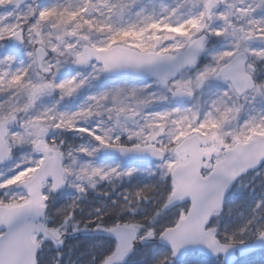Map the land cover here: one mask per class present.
I'll return each instance as SVG.
<instances>
[{
    "label": "snow or ice",
    "instance_id": "1",
    "mask_svg": "<svg viewBox=\"0 0 264 264\" xmlns=\"http://www.w3.org/2000/svg\"><path fill=\"white\" fill-rule=\"evenodd\" d=\"M138 4L139 0H78L74 6H29L19 22H0V64L10 66L16 60L15 53L6 51L9 43L19 45L25 58L16 71L0 73V92L23 91L29 101L24 108L0 114V163L13 159L28 138L31 147L29 160H15L7 175L0 176V189H23L17 199L0 200V233H4L0 264H16V246L30 228L24 222L45 208L48 196L42 189L48 178L63 182L68 171L62 166L63 147L50 129H72L74 121L92 116L93 107L101 102L115 112L117 123L121 117L139 116L142 124L138 130L123 128L125 136L111 138L112 129L103 135L99 129L77 130L121 156L148 155L159 162L154 175L160 177L163 190L152 209L158 217L150 230L152 238L173 234V254L183 244H202L215 254L233 242L226 233L225 242L220 240V216L237 175L264 170V120L231 133L224 128L239 111L229 106L232 97L264 88V81L256 77V64L247 58L250 54L257 62L264 61V48L242 44L253 38L264 40V26L253 24L255 31L227 33L229 14L220 10L219 0H178L159 14L144 7L133 14ZM186 4L191 6L188 12L183 11ZM213 16L218 23L210 26L207 21ZM46 25L56 33L44 31ZM228 36L234 37L233 42L210 50L209 44ZM65 64L71 66V74L60 78ZM33 65L45 73L38 81L30 76ZM85 68L92 71L85 75ZM129 77L131 83L115 82ZM89 79L112 82L88 97L93 104L72 113L45 109L27 119L18 115L45 95L72 97ZM213 87L211 99L202 103L206 90ZM99 172L93 169L90 175ZM134 173L128 169L125 174ZM258 206H264V200ZM112 208L97 210L90 221L97 234L111 241L99 264H111L116 248L127 244L130 251L136 245L134 237L143 234L139 213L116 203ZM173 209L169 219L167 213ZM260 237L264 239V233ZM35 264H40L38 257Z\"/></svg>",
    "mask_w": 264,
    "mask_h": 264
},
{
    "label": "rangeland",
    "instance_id": "2",
    "mask_svg": "<svg viewBox=\"0 0 264 264\" xmlns=\"http://www.w3.org/2000/svg\"><path fill=\"white\" fill-rule=\"evenodd\" d=\"M13 0H0V22L17 23L26 9L31 7H48L51 5H75L78 0H33L19 8H8V4ZM178 0H139V4L133 8V14L139 10L140 7L146 8L149 12L160 13L164 6L172 7L177 4ZM183 2V0H180ZM219 8L221 11L229 14L230 26L227 27V33H231L233 29H243L245 32L252 30L253 24L257 27L264 26V0H219ZM191 6L186 4L183 11L188 12ZM194 10V9H192ZM210 26H215L218 23L217 17L213 16L208 21ZM44 31L56 33V29L50 26H45ZM237 35L240 32L237 31ZM234 37L228 36L224 40L209 44L210 50H214L221 45L233 42ZM243 46L249 49H261L264 45H251L246 41L242 42ZM6 51L15 53L16 60L9 66L0 64V73L14 72L21 68V60H24L20 46L9 43ZM249 63L256 64V77L264 81V61L257 62V58L248 54ZM50 62L55 63V59L49 58ZM92 70L85 68L82 70L83 74L87 75ZM66 73L64 77L60 74ZM71 74V66L65 64L58 73L60 78H66ZM45 74L38 70L37 65H33L30 70V76L33 81H38ZM119 84L131 83L129 79H117ZM112 86V82L108 80H94L89 79L85 86L70 98L61 100L57 94L45 95L37 103L29 107L27 111L18 113L24 119L35 116L45 109H55L57 112L72 113L76 107H87L93 104V101L88 97L93 94H98L102 90ZM214 88V87H213ZM204 97V96H203ZM229 106H234L239 109L236 113V118L231 119L225 126V133L239 131L245 124L259 125L261 120H264V88L259 92L252 90L243 96L234 95ZM27 95L21 91L15 95L8 92H0V114H6L13 108H24L28 104ZM174 101H169L173 103ZM205 102L202 98V103ZM112 106V105H111ZM93 115L90 117H83L73 122V128L64 130L56 129L50 132L55 137L58 146L63 147L64 158L62 166L68 171L65 172L64 186L58 192H53L51 183L47 181L43 188V193L48 196L45 212L50 204L60 203L66 207L71 213L64 218L60 224L51 228L58 234H65L69 236L80 232L87 227L81 225L77 220L76 212L80 205H98L101 209L112 207L113 203L118 204L129 212L139 213L143 219L140 221L146 222L143 226V234L150 231L156 223L158 217L153 213L152 209L156 206L155 201L159 196V192L163 190V183L159 176L154 175L157 172L158 161H138L133 159H124L117 155H105V149L100 147L88 132L77 129H99V134L108 129L113 131L109 133V137L115 135L125 136L126 133L122 131L123 128L129 130H138L142 121L139 116L131 119L120 118L119 123L116 122L115 112L109 111V105L101 102L99 107H93ZM98 113V114H97ZM30 138L26 139L21 145L20 149L15 153L13 159L8 160L0 167V176L7 175L10 166L15 160L27 161L31 158V147L29 144ZM83 147L86 152H79L78 149ZM88 152H94L92 158L86 159ZM71 153V155H69ZM73 157H76L73 162ZM93 169H99L97 175H90ZM115 169L116 171H112ZM128 169H135L132 176L126 175ZM105 173L107 175H105ZM141 184L143 186L152 187L157 186L156 189L149 190L148 196H138V191H135V186ZM93 193L91 201L86 200V196ZM23 194L22 188L9 189L4 191L0 189V200L17 199ZM264 200V170H257L246 174L234 186L228 199L225 201L226 209V228H223V233H228L233 238V242L229 244H244L249 243L255 239L261 232L264 231V206H258L259 202ZM90 205V206H91ZM90 206L87 209H90ZM161 211V210H160ZM224 212V211H223ZM219 220L220 240H223L221 221L222 214ZM151 217V218H150ZM31 222V219L28 220ZM51 218L45 214L42 223L48 227L51 223ZM49 228V227H48ZM243 230V231H242ZM225 238V237H224ZM32 240L40 246L41 251L45 254L49 250L57 251L54 255V264H83L86 260L88 264L95 260V250L102 246V243L97 242L95 246L89 250L88 254L76 255L68 252L66 255H61L62 248H56L50 241H45L40 236H33ZM194 258H189L184 264H204L199 258L200 255ZM65 257V258H64ZM91 258V259H89ZM202 258V257H201ZM240 262L239 264H243ZM173 264V263H171ZM205 264H223L222 259L208 261ZM244 264H264V251L259 252L254 257L246 261Z\"/></svg>",
    "mask_w": 264,
    "mask_h": 264
},
{
    "label": "water",
    "instance_id": "3",
    "mask_svg": "<svg viewBox=\"0 0 264 264\" xmlns=\"http://www.w3.org/2000/svg\"><path fill=\"white\" fill-rule=\"evenodd\" d=\"M32 1L33 0H13L8 4V8H19ZM246 42L249 44H253V45H264V40H258L255 38L249 39ZM16 46H19V45H16ZM37 67H38V70L41 71V68L39 66ZM120 79L131 80L130 77L120 78ZM250 91L252 90H249L245 93H248ZM245 93L239 94L238 96H243ZM113 154L121 156L118 152L113 151L112 149H107V148L105 149V155H113ZM121 157L125 159H133V160H138V161H144V160L157 161L148 155H143V156L131 155V156H121ZM7 161L8 160L0 163V166L5 164ZM244 175L245 174H238L235 179V182L232 184V187ZM64 176H65V173H64ZM47 181L51 182L53 192L59 191L64 185V178H63V182H57L56 180H53L51 177H49ZM43 217H44V209L42 210L40 215L29 217V218H32V223L24 222L27 225H29L30 228L28 230V234L26 236H22L19 239V242L16 246V249H15L16 264H35V260L37 258V254L39 251V246L33 242L32 240L33 235L42 236L44 240L51 241L58 247L62 246L66 235L64 234L59 235L49 230L48 228H46L41 223V220L43 219ZM6 231L7 230L5 229V233ZM262 233H264V231ZM0 234H4V233H0ZM84 235L101 236L96 233L95 229L82 230L79 233L75 234L74 236L79 237V236H84ZM172 235L173 234L165 233L163 236L158 235L157 237L152 238V236L150 235V231H149L148 233L144 235L135 236L134 237V240L136 242L135 247L132 248L130 251L128 249L127 244H122L120 247L116 248L115 256L112 259L111 264H124L129 260V258L131 257L133 253L139 251L145 245H149L153 243L168 249L175 263H183L190 255L200 254L206 259L214 260V259L221 258L224 264H235L238 258H246L255 252L264 250V239H262L259 235L247 244L229 245L226 248V251H218L215 254H213L212 251H210L206 246L202 244H195V245L183 244L178 249H176L175 254H173V244H172V240L170 239Z\"/></svg>",
    "mask_w": 264,
    "mask_h": 264
},
{
    "label": "trees",
    "instance_id": "4",
    "mask_svg": "<svg viewBox=\"0 0 264 264\" xmlns=\"http://www.w3.org/2000/svg\"><path fill=\"white\" fill-rule=\"evenodd\" d=\"M157 186L154 185L152 187L148 186H143L141 184L135 186V191H138L141 193V197H145L146 195L148 196L149 192L153 189H156ZM150 190V191H149ZM93 193H90L88 196H86V200L87 201H91V197H92ZM149 197V196H148ZM91 205V204H90ZM88 205V206H90ZM87 204L86 205H80L78 212H76L80 215H77V220L78 222L89 228V229H93L92 227H90V221L94 220L96 218V211L101 209V207H99L98 205H91L90 209H87ZM163 205L160 206V210H162ZM109 210H115L112 207L108 208ZM226 204L224 205V209H223V214H222V223H221V229H222V236H223V240L225 241L224 238V234L223 233V228L227 231L228 229H230V227L226 228ZM175 211L169 212L167 213V217L170 219L173 217ZM71 212L69 210L66 209V207L62 206L60 203H53L50 204L47 208L46 214L48 215V217L51 218V223L49 224V228H53L56 225L60 224L61 221L66 218ZM151 218V217H150ZM157 222V221H156ZM140 223L142 224V226H145L146 222L144 221H140ZM157 223H155L153 225V227H156ZM152 227V228H153ZM229 231V230H228ZM228 235V233H226ZM99 242L102 243V246L95 250V260L94 262H90V264H99L100 258L101 256L107 251V249L110 247L111 245V241L107 240L104 237H94V236H90V235H85V236H81V237H77V238H67L65 240L64 243V251H60L61 255H66L68 252L70 253H75L76 255H83V254H88L89 250L92 249L95 244ZM58 252L55 250H49L48 253H44L43 251H40L38 254V259L40 261V264H54V260L55 257L54 255H56ZM258 254V253H256ZM256 254L252 255L251 257L244 259V260H239L236 264H239L240 262L244 263L246 261H248L249 259H251L252 257H254ZM196 256H191V258H194ZM65 258V257H64ZM91 259V258H89ZM201 261L205 263L208 262V260H205L203 258H199ZM172 260H171V254L169 252L168 249L164 248V247H160L156 244L153 245H147L145 247H143L141 250L135 252L131 258L129 259L128 262H126L125 264H171ZM243 263V264H244ZM83 264H88L86 262V260L83 262ZM175 264V263H173ZM184 264V263H183Z\"/></svg>",
    "mask_w": 264,
    "mask_h": 264
},
{
    "label": "bare ground",
    "instance_id": "5",
    "mask_svg": "<svg viewBox=\"0 0 264 264\" xmlns=\"http://www.w3.org/2000/svg\"><path fill=\"white\" fill-rule=\"evenodd\" d=\"M65 75H66V73H62V74H60V77H64ZM118 83H121V82H118ZM213 93H214V88H210V89L206 90V92L204 94V97H203L204 98V101L206 102V101L210 100L211 97H212V95H213ZM229 102H231V101H229ZM112 106L114 107V105H112ZM156 107H161V106L160 105H157ZM79 108L80 107H76L74 111H76ZM93 153L94 152H92V155L91 156L87 155L84 158H86V159L92 158L94 156Z\"/></svg>",
    "mask_w": 264,
    "mask_h": 264
}]
</instances>
